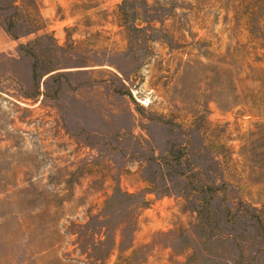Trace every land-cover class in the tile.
I'll return each mask as SVG.
<instances>
[{
    "label": "rangeland",
    "instance_id": "rangeland-1",
    "mask_svg": "<svg viewBox=\"0 0 264 264\" xmlns=\"http://www.w3.org/2000/svg\"><path fill=\"white\" fill-rule=\"evenodd\" d=\"M229 1L0 0V264H264V33Z\"/></svg>",
    "mask_w": 264,
    "mask_h": 264
},
{
    "label": "trees",
    "instance_id": "trees-1",
    "mask_svg": "<svg viewBox=\"0 0 264 264\" xmlns=\"http://www.w3.org/2000/svg\"><path fill=\"white\" fill-rule=\"evenodd\" d=\"M229 3L235 4L237 8L235 13L244 12L241 20H238V24H240L239 27L246 31V34L248 33V43H254L257 38H262L261 36L264 33V19L254 20L252 19V14L253 11H258L264 5V0H230ZM254 35H257V37Z\"/></svg>",
    "mask_w": 264,
    "mask_h": 264
}]
</instances>
